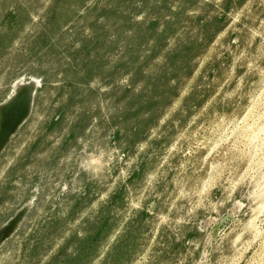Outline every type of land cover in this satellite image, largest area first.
<instances>
[{
	"label": "rangeland",
	"instance_id": "1",
	"mask_svg": "<svg viewBox=\"0 0 264 264\" xmlns=\"http://www.w3.org/2000/svg\"><path fill=\"white\" fill-rule=\"evenodd\" d=\"M0 264H264V0H0Z\"/></svg>",
	"mask_w": 264,
	"mask_h": 264
},
{
	"label": "water",
	"instance_id": "2",
	"mask_svg": "<svg viewBox=\"0 0 264 264\" xmlns=\"http://www.w3.org/2000/svg\"><path fill=\"white\" fill-rule=\"evenodd\" d=\"M34 94V85H20L12 98L0 107V153L29 117ZM21 217L22 214H18L0 231V244L13 233Z\"/></svg>",
	"mask_w": 264,
	"mask_h": 264
}]
</instances>
